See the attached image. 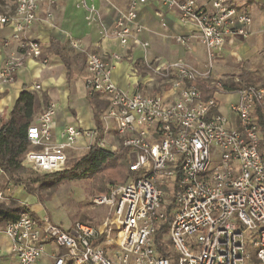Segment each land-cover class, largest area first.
<instances>
[{"label":"built area","instance_id":"2783aa9c","mask_svg":"<svg viewBox=\"0 0 264 264\" xmlns=\"http://www.w3.org/2000/svg\"><path fill=\"white\" fill-rule=\"evenodd\" d=\"M41 1L16 0L12 14L0 15L18 54L4 62L0 85L12 84L28 60L47 64L31 30L38 21L52 25L57 0H46L50 9L43 18ZM140 1L126 0L123 10H115L112 37L121 48H148L136 22ZM160 1L193 28L192 35L174 41L186 51L196 41L204 51L202 65L181 57L145 62L162 91L129 93L112 81L114 68L128 55L85 53L86 96L104 103L100 126L67 125L55 138L56 106L48 103L27 129L29 149L21 164L39 173L58 172L66 168L68 151L78 146L111 153L122 147L128 149L129 170L140 177L92 198L94 206L107 209L96 227L75 223L66 230L28 210L5 224L1 231L17 264H37L47 244L63 250L51 254L52 264H264V153L258 125L264 119V86L228 87L216 76L226 45L251 36V16L229 0ZM228 55L241 61L234 51ZM221 95L234 98L226 113L219 111ZM3 193L0 189V201ZM167 217V231L156 245Z\"/></svg>","mask_w":264,"mask_h":264},{"label":"crops","instance_id":"0c3cea01","mask_svg":"<svg viewBox=\"0 0 264 264\" xmlns=\"http://www.w3.org/2000/svg\"><path fill=\"white\" fill-rule=\"evenodd\" d=\"M85 6L79 0H57V7L53 8L52 25L41 21L36 22L31 30V36L42 46L43 64L38 60H28L15 74L12 84L0 85V123L8 115L22 92H29L36 96L38 107L34 120L41 114L48 103H54L56 114L53 120L52 133L58 138L60 131L67 125H74L84 130L94 127V117L91 108L92 100L88 99L84 90L85 53H95L105 57L110 52L128 55L112 72V81L120 89L135 93L156 94L162 91L159 80L151 79L145 69V62L158 64L168 63L179 57L200 66L204 61L203 48L192 41L191 50L186 51L175 43L176 36H189L194 33L192 27L180 23L178 13L162 5L160 0H141L136 22L143 27L139 39L148 43L144 51L140 47L129 44L121 48L113 39V22L115 10H123L126 0H84ZM230 4L239 10L248 12L251 16V36L234 39L226 45L225 63L216 70L225 68L229 64H238L247 57H254L264 46V0H229ZM16 0H0V15H10L15 10ZM93 7L91 12L89 7ZM50 9L46 0L39 4V17ZM12 30L9 26L0 25V69L4 62L17 56V43L12 40ZM8 42L5 47L4 43ZM77 44L78 48H74ZM53 51L59 52L58 55ZM234 51L240 57V62L230 58L229 52ZM63 59L66 60L65 66ZM217 75V74H216ZM39 86V90H34ZM160 89V91H158ZM219 111L226 113L227 102L233 97L221 95L217 97ZM100 101V100H97ZM104 108V103L100 101ZM3 201H17L35 219L43 208L35 197L27 195L21 188L6 187L3 189ZM0 224V264H17L10 255V241L2 233ZM69 226L60 225L63 229ZM57 250L47 244L45 253L37 264H52L51 254Z\"/></svg>","mask_w":264,"mask_h":264},{"label":"trees","instance_id":"16d2710c","mask_svg":"<svg viewBox=\"0 0 264 264\" xmlns=\"http://www.w3.org/2000/svg\"><path fill=\"white\" fill-rule=\"evenodd\" d=\"M58 55L59 52L53 51ZM65 66L66 60L63 59ZM240 83H232L231 87H247L252 85L246 73L241 74ZM207 97H204L206 99ZM38 107L36 96L29 92H22L15 101L8 118L0 123V170L16 185L31 184L38 185L40 190H47L49 193L59 186L73 181H80L86 178L93 181V189L98 194H106L108 186L114 184H124L140 177L139 173L129 170L128 149L119 147L115 153L97 149L91 146L85 155L77 160L71 167L46 173L41 178L24 179L26 168L21 161L24 153L29 149L27 141V129L34 121V115ZM94 122L100 126L99 116L104 109L100 101L93 100L91 103ZM263 136L262 151L264 153V119L258 122ZM23 184V185H24ZM38 189V188H37ZM26 211L25 206L11 201L0 202V224H7L16 220L19 215ZM170 213V208L167 214ZM162 225L155 237L156 245L160 244L161 235L165 234L168 228V220Z\"/></svg>","mask_w":264,"mask_h":264},{"label":"rangeland","instance_id":"374dc122","mask_svg":"<svg viewBox=\"0 0 264 264\" xmlns=\"http://www.w3.org/2000/svg\"><path fill=\"white\" fill-rule=\"evenodd\" d=\"M243 73L247 74L252 85L264 86V46L256 56L247 57L241 63L229 64L225 68L216 70V76L222 78L228 87H231L232 83L239 84L240 76ZM87 150L88 148L85 146H78L76 149L68 151L66 167H71L85 155ZM25 168L27 170L23 176L24 179H37L44 175V173L36 172L28 167ZM24 183L16 185L15 182L5 176V178H1L0 189L3 190L6 187L21 188L27 195L35 197L36 201L43 205L37 217H46L55 225L67 227L71 221L72 225L81 223L96 227L106 216L107 209L105 207H96L92 204V198L102 194L95 192L91 179L86 178L80 181L67 182L51 193L47 190H40L38 185L31 183L25 187L26 184Z\"/></svg>","mask_w":264,"mask_h":264}]
</instances>
